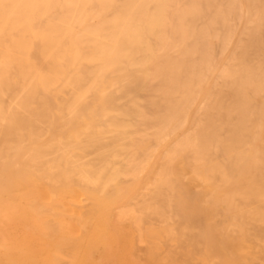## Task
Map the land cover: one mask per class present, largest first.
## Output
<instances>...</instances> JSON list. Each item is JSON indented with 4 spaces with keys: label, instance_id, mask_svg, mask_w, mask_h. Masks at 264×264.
<instances>
[{
    "label": "bare ground",
    "instance_id": "obj_1",
    "mask_svg": "<svg viewBox=\"0 0 264 264\" xmlns=\"http://www.w3.org/2000/svg\"><path fill=\"white\" fill-rule=\"evenodd\" d=\"M0 264H264V0H0Z\"/></svg>",
    "mask_w": 264,
    "mask_h": 264
}]
</instances>
